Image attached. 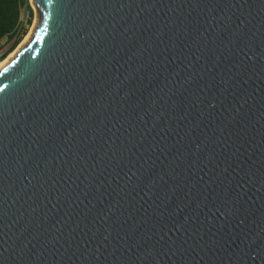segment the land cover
<instances>
[{"label": "water", "instance_id": "water-1", "mask_svg": "<svg viewBox=\"0 0 264 264\" xmlns=\"http://www.w3.org/2000/svg\"><path fill=\"white\" fill-rule=\"evenodd\" d=\"M30 5L0 264H264V0Z\"/></svg>", "mask_w": 264, "mask_h": 264}, {"label": "trees", "instance_id": "trees-1", "mask_svg": "<svg viewBox=\"0 0 264 264\" xmlns=\"http://www.w3.org/2000/svg\"><path fill=\"white\" fill-rule=\"evenodd\" d=\"M21 9L27 11L29 17L27 24L29 25L33 18V10L29 0H0V42L3 40L5 42L12 41L13 32L18 23ZM20 38L16 39L11 47L0 56V61L16 47Z\"/></svg>", "mask_w": 264, "mask_h": 264}, {"label": "built area", "instance_id": "built-area-1", "mask_svg": "<svg viewBox=\"0 0 264 264\" xmlns=\"http://www.w3.org/2000/svg\"><path fill=\"white\" fill-rule=\"evenodd\" d=\"M28 19H29V17H28L27 11H25V9H21L18 23H17L15 30L13 32L12 42H14L16 39L24 36V32L26 31V28L28 27V24H27ZM4 43H5V40L1 41L0 45L4 44ZM1 55H3L2 51H0V56Z\"/></svg>", "mask_w": 264, "mask_h": 264}, {"label": "rangeland", "instance_id": "rangeland-1", "mask_svg": "<svg viewBox=\"0 0 264 264\" xmlns=\"http://www.w3.org/2000/svg\"><path fill=\"white\" fill-rule=\"evenodd\" d=\"M33 6V5H32ZM33 9H34V6H33ZM35 10V9H34ZM35 19H36V16H35V13H34V11H33V18H32V21H31V23L28 25V27L26 28V31H25V33H24V36H22L21 38H20V41H19V43L16 45V47L2 60V61H4L7 57H9L16 49H17V47L20 45V43H22V41L31 33V31L33 30V25L35 24ZM12 41H10V42H5L4 44H1L0 45V51H2L3 52V54L11 47V45H12ZM1 61V62H2ZM0 62V63H1Z\"/></svg>", "mask_w": 264, "mask_h": 264}, {"label": "bare ground", "instance_id": "bare-ground-1", "mask_svg": "<svg viewBox=\"0 0 264 264\" xmlns=\"http://www.w3.org/2000/svg\"><path fill=\"white\" fill-rule=\"evenodd\" d=\"M29 2L32 4V0H29ZM31 33L20 43V45L17 48H20V46L24 45L25 42L30 38ZM17 52V49L9 56L7 57L4 61L0 63V67H2L5 63L9 62L8 59L13 57V55Z\"/></svg>", "mask_w": 264, "mask_h": 264}]
</instances>
